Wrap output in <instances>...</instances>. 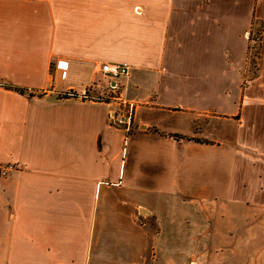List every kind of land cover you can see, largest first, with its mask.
<instances>
[{
  "label": "crops",
  "instance_id": "0c3cea01",
  "mask_svg": "<svg viewBox=\"0 0 264 264\" xmlns=\"http://www.w3.org/2000/svg\"><path fill=\"white\" fill-rule=\"evenodd\" d=\"M0 164V264H264V0H0Z\"/></svg>",
  "mask_w": 264,
  "mask_h": 264
},
{
  "label": "built area",
  "instance_id": "2783aa9c",
  "mask_svg": "<svg viewBox=\"0 0 264 264\" xmlns=\"http://www.w3.org/2000/svg\"><path fill=\"white\" fill-rule=\"evenodd\" d=\"M97 70L108 77L109 79L117 80L120 78H126L130 75V65L127 62L109 63L104 62L97 65ZM115 86L112 88L114 89ZM118 96V95H117ZM83 97L89 100H102L98 97L89 96L83 94ZM110 97H115L114 94ZM119 111L115 115V124L121 127L124 133L127 135L130 133L135 113V104L133 102L121 100L119 103ZM14 166L11 164H0V177H5L7 174L14 170Z\"/></svg>",
  "mask_w": 264,
  "mask_h": 264
},
{
  "label": "trees",
  "instance_id": "16d2710c",
  "mask_svg": "<svg viewBox=\"0 0 264 264\" xmlns=\"http://www.w3.org/2000/svg\"><path fill=\"white\" fill-rule=\"evenodd\" d=\"M257 22V23H256ZM257 24V27H256ZM253 26H255L253 28ZM261 37H262V22L261 21H255L253 22L250 30H249V45H248V64L250 66V70L252 72L253 77L257 74V61L260 58V46H261ZM6 88L10 90H14L20 94H27L31 95L25 89L15 87V86H9L4 85ZM186 138V137H185Z\"/></svg>",
  "mask_w": 264,
  "mask_h": 264
},
{
  "label": "rangeland",
  "instance_id": "374dc122",
  "mask_svg": "<svg viewBox=\"0 0 264 264\" xmlns=\"http://www.w3.org/2000/svg\"><path fill=\"white\" fill-rule=\"evenodd\" d=\"M257 23V22H256ZM255 26H253V28H254ZM256 27H257V24H256ZM259 61V60H258ZM258 61H257V64H258ZM252 78H254L253 77V75H252V72H251V70H250V66H249V64H248V68H247V73H246V75L244 76V83H246V82H249L250 81V79H252ZM223 170V168H219V169H216V170H214L213 171V169L211 170V171H209L210 173H209V176H207L206 178H204L206 181L207 180H211V181H213V180H223L224 179V176H225V172H224V170ZM200 186H201V183H200V181H197V182H195L194 184H193V188H191L193 191H195V192H197L198 193V191L200 190ZM169 188H171V187H169ZM169 190V189H168ZM170 190H172V191H174V192H176V191H178V187L177 186H175V187H172V189H170ZM144 215H146V214H144ZM149 227H152V229H155L156 228V224H155V222H153V223H151V225L149 226ZM149 243H151V236H149L148 237V244Z\"/></svg>",
  "mask_w": 264,
  "mask_h": 264
},
{
  "label": "water",
  "instance_id": "95a60500",
  "mask_svg": "<svg viewBox=\"0 0 264 264\" xmlns=\"http://www.w3.org/2000/svg\"><path fill=\"white\" fill-rule=\"evenodd\" d=\"M146 214V211L144 209L140 210V215H139V219L142 220V216Z\"/></svg>",
  "mask_w": 264,
  "mask_h": 264
}]
</instances>
